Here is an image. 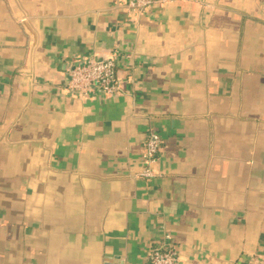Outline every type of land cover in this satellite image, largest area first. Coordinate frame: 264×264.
I'll return each mask as SVG.
<instances>
[{
	"label": "crops",
	"instance_id": "crops-1",
	"mask_svg": "<svg viewBox=\"0 0 264 264\" xmlns=\"http://www.w3.org/2000/svg\"><path fill=\"white\" fill-rule=\"evenodd\" d=\"M129 1L0 0V264H264V0ZM90 56L119 90L70 97Z\"/></svg>",
	"mask_w": 264,
	"mask_h": 264
},
{
	"label": "built area",
	"instance_id": "built-area-1",
	"mask_svg": "<svg viewBox=\"0 0 264 264\" xmlns=\"http://www.w3.org/2000/svg\"><path fill=\"white\" fill-rule=\"evenodd\" d=\"M167 0H130L127 8L132 15L146 13L153 7L163 5ZM68 79L64 86L73 98L91 99L96 92L114 94L119 90L116 79V65L111 57H84L73 60L67 69ZM161 146V138L149 132L143 144V168L140 176H154L153 165ZM148 264H178L179 254L173 246L169 234L164 233L160 242L153 245L147 255Z\"/></svg>",
	"mask_w": 264,
	"mask_h": 264
}]
</instances>
